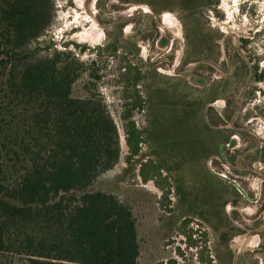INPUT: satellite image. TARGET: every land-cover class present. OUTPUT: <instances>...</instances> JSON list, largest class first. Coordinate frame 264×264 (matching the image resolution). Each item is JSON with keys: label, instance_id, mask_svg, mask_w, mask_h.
<instances>
[{"label": "rangeland", "instance_id": "obj_1", "mask_svg": "<svg viewBox=\"0 0 264 264\" xmlns=\"http://www.w3.org/2000/svg\"><path fill=\"white\" fill-rule=\"evenodd\" d=\"M55 5L52 25L29 48L34 56L57 50L82 62L72 95H99L113 117L121 157L90 189L112 193L131 207L137 264H264V80H256L264 71V0H55ZM83 32L89 42L80 41ZM161 37L169 39L166 46ZM223 50L238 71L236 86L223 88L233 80L218 71L206 72L209 86H198L193 78L208 71L204 65L195 68L198 62L219 59L226 67ZM215 75L219 84L210 81ZM211 90L219 99L206 107L209 120L229 126L222 157L251 197L235 195L218 224L183 206L203 183L199 166L184 163L177 151L187 144L184 129L199 119ZM236 109L242 111L233 120L239 128L233 129ZM135 130L142 137L138 144ZM163 148L172 159H165ZM5 165L2 159L0 167ZM219 191L230 200L234 195L224 186ZM0 264L29 262L0 251Z\"/></svg>", "mask_w": 264, "mask_h": 264}, {"label": "trees", "instance_id": "obj_2", "mask_svg": "<svg viewBox=\"0 0 264 264\" xmlns=\"http://www.w3.org/2000/svg\"><path fill=\"white\" fill-rule=\"evenodd\" d=\"M55 12V0H0V251L29 264H137L131 207L90 189L120 160L117 125L102 97L72 95L82 62L29 48Z\"/></svg>", "mask_w": 264, "mask_h": 264}, {"label": "crops", "instance_id": "obj_3", "mask_svg": "<svg viewBox=\"0 0 264 264\" xmlns=\"http://www.w3.org/2000/svg\"><path fill=\"white\" fill-rule=\"evenodd\" d=\"M212 99L209 95L205 102L200 105L199 113L200 117L198 120L191 122L184 129L183 139L188 140L187 144H182L177 151L180 152L181 160L187 165H198L202 186L197 193L191 194L188 198L191 199L189 202L184 200L183 206L190 207L188 211L196 214L200 217H205L210 221L212 217L210 213L211 207L213 208V202L217 199L229 201L225 196L224 192L219 191L220 186H224L226 189L229 188L233 191L231 185L221 179L218 176L213 175L208 168V160L213 156L221 154L225 142L229 139L228 128L222 124L211 123L209 116L206 113V107L208 102ZM203 111H201L202 109ZM232 123L230 122V125ZM188 130V131H187ZM163 151L165 153V159H172V152L167 155L168 149ZM178 155V154H177ZM218 186V190H217ZM227 191V190H226ZM224 194V195H223ZM203 210L204 212H201Z\"/></svg>", "mask_w": 264, "mask_h": 264}, {"label": "flooded vegetation", "instance_id": "obj_4", "mask_svg": "<svg viewBox=\"0 0 264 264\" xmlns=\"http://www.w3.org/2000/svg\"><path fill=\"white\" fill-rule=\"evenodd\" d=\"M168 16H165V18L164 19H168L167 18ZM165 21V20H164ZM83 36H84V38H83ZM80 38H81V42H89L88 40H89V33L88 32H83L81 35H80ZM168 41H169V39H167V37H161V39L159 40V42H160V44L161 45H164V46H166L167 44H168ZM223 55H224V58H222L221 60H224L225 61V63H226V67H223L222 65H221V61H219V59H218V61H214V60H212V59H207V58H205V59H203V60H201V61H199L198 62V64L196 65V67L195 68H197V67H199L200 65H204V66H206V68H207V70L208 71H205V73H203V75H198V76H196V77H194L193 78V80H195L196 81V83L198 84V86H201V87H204L205 86V88L207 87V86H209V82H208V77H207V75H206V72H210V71H214V72H212V73H215L216 71H218V72H223L224 73V75H225V77H227V76H231L232 77V80H233V82H227V81H225V83H224V86H223V88H226V89H230V88H234V86H236V83H235V85H234V80H235V77H237L238 76V71L236 70V68H234V66H233V64L231 63V59H230V55H228V53L226 52V51H224L223 50ZM195 68H193V69H190L188 72H189V74L190 73H193V71L195 70ZM226 68V69H225ZM207 73V74H208ZM215 78L216 79H220V77L219 76H214L213 78H211L210 79V81H213V82H218V83H215V84H219L220 83V81H215ZM229 81V80H228ZM222 82H224V81H222ZM234 85V86H233ZM212 86V85H211ZM220 88V87H219ZM206 90V92H208L207 91V89H205ZM209 90V89H208ZM246 90H247V85L245 84V87L243 88V90H242V92L240 93V95H239V99L241 100V98L243 97V95H245V93H246ZM211 91H213V93H211L210 95H211V97H212V99H211V101L210 102H208V106H211V105H214V103L216 102V100H218L219 99V97H216L215 96V94H216V92L214 91V90H211ZM209 92H210V90H209ZM229 107V105L227 104V102L225 103V108H228ZM241 109V108H240ZM240 109H236V111L233 113V115H232V117H231V125L233 126V120L240 114V112L242 111V110H240ZM234 128H239V127H236V126H233V129ZM225 145H226V143H225ZM245 155H247V154H245ZM245 155H244V157H245ZM216 157V156H215ZM218 157H222V152H221V154H219L218 155ZM226 162H228L229 164H231L229 161H228V159H226V158H224V157H222ZM234 170V169H233ZM237 174V173H236ZM238 175V174H237ZM218 176V175H217ZM218 177H220V176H218ZM221 179H223L224 181H226L227 183H229V185H231L232 186V188H233V191H234V195H233V197H232V199L231 200H229V201H225V200H221V199H217L216 201H214L213 202V208L211 207V209L209 210L210 211V215L212 216V219L213 220H215V221H217V224L219 223V222H221V221H225V217H226V215H225V213H224V215H222V210H225L226 208H227V204L230 202V204L232 203V202H234L237 198L235 197V195H237V196H239V197H241V199L242 200H246V201H250V195H249V192L248 191H246V193L244 194V195H242V194H240L239 192H238V190L236 189V186L234 185V184H232L231 182H229L228 180H226V179H224V178H222V177H220ZM201 212H204L203 210H201ZM205 213V212H204ZM186 217H183V220L184 221H186V222H189L190 220L189 219H185ZM263 226V225H262ZM262 231H264V229L262 230ZM236 260H237V257H236Z\"/></svg>", "mask_w": 264, "mask_h": 264}, {"label": "built area", "instance_id": "obj_5", "mask_svg": "<svg viewBox=\"0 0 264 264\" xmlns=\"http://www.w3.org/2000/svg\"><path fill=\"white\" fill-rule=\"evenodd\" d=\"M227 145H229V143ZM215 162H220V164L223 166V168H222L223 171L219 172L215 169V166H216ZM208 163H209V168L211 169V171L214 174H216V175L228 180L232 184H234L236 186V189L238 190V192L240 194L244 195L246 193L247 190L239 182L238 175L233 171V169H231L230 164L228 162H226L222 157L217 158V156H216L214 159H209Z\"/></svg>", "mask_w": 264, "mask_h": 264}]
</instances>
